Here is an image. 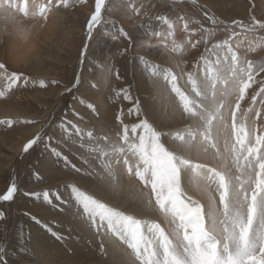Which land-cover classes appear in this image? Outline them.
<instances>
[{
    "label": "snow or ice",
    "instance_id": "6c2138e0",
    "mask_svg": "<svg viewBox=\"0 0 264 264\" xmlns=\"http://www.w3.org/2000/svg\"><path fill=\"white\" fill-rule=\"evenodd\" d=\"M172 2L183 4L185 0ZM188 2L195 6L199 0ZM76 4L85 6L89 0H0V37L28 45L20 52L0 41L4 47L0 100L29 83H38L41 88L59 85L58 80L31 77L13 65L37 63L40 46L32 43L33 37L47 27L50 16ZM150 7L155 4L149 6L147 0H94L86 17L78 63H87V41L98 33L113 41L123 38L133 42L111 18L117 9L128 13L129 19L149 17V23L139 25L142 31L135 46L164 49L178 58L171 65L157 63L147 54L137 59L166 120L180 122L181 127H158L139 100L133 99L130 86L112 85L113 77L121 78L119 70L114 71L110 61L92 60L90 70L98 80L88 81L90 88L110 91L109 100L122 96L133 102L128 114L135 115L138 122L124 123L121 111L116 116L115 132L96 134L94 129L70 120L62 121L59 127L66 140L78 145V158L87 169L75 164L71 167L78 173L83 170L101 191L118 197L120 203H108L76 184L67 186V200L55 196L58 205H53L47 190L25 191L23 195L42 197L60 211L65 210L62 205L73 209L98 239V252L108 264H264V59L248 58L249 52L264 49V36L257 37L255 45L247 43L252 34L264 31V19L253 16L249 23L233 20L229 24L204 10L209 26L187 14H178L175 19L155 15L163 27L153 30ZM178 25L184 34L179 40ZM220 32L226 34L222 39L217 38ZM153 39L157 43L153 44ZM200 48L203 51L195 61L183 59L189 50ZM83 79L82 73L75 74L65 91H79ZM80 103L85 104V100L81 98ZM85 107L96 112L91 103ZM17 123L39 121L0 120V125L9 128ZM51 141L42 125L22 151L27 153L43 143L67 166L68 157ZM19 192L18 184L11 183L0 195V202L13 201ZM4 218L0 211V220ZM31 219L57 240L64 239L37 217ZM20 253H28V249L21 247ZM0 264H9L4 246H0Z\"/></svg>",
    "mask_w": 264,
    "mask_h": 264
},
{
    "label": "rangeland",
    "instance_id": "374dc122",
    "mask_svg": "<svg viewBox=\"0 0 264 264\" xmlns=\"http://www.w3.org/2000/svg\"><path fill=\"white\" fill-rule=\"evenodd\" d=\"M199 1L198 5L193 6L188 0L176 5L172 0H147L149 6L155 4L154 8L150 7L153 30L163 27L155 20V15H168L175 19L178 14H187L209 26L206 17L203 16L204 10L229 23L233 20L249 23L253 16L264 19V0ZM93 7L94 0H89L88 5L76 4L59 16L56 14L50 16L51 30L47 29L48 26L40 30L39 34L33 37L34 42L32 41L39 43L40 60L33 66L13 65L21 68L31 77L43 78L46 81L58 80L59 85L41 88L38 83H29L27 87L21 86L15 90L10 98L0 100V120L39 121L31 125L17 123L11 128L0 125V195H3L13 182H16L20 188L13 201L0 202V211L5 213V218L0 220V246L7 249L9 264H108L106 258L98 252V239L74 214V210L67 205H62L64 211L53 207L60 203L55 199L57 194L63 200L69 198L70 189L67 186L70 184H76L106 202L116 205L114 203L116 198L101 191L83 170L78 173L71 167L75 164L84 170L87 169L78 158L81 152L78 145L66 140L59 127L62 121L70 120L81 127L94 129L96 134L106 130L115 132L118 127L116 116L121 111L124 113L122 117L124 123L138 122L135 115L128 114L133 102L124 100L122 96L109 100V95L112 94L110 91L97 92L90 88L88 81L98 80V76L90 70L92 60L105 63L110 61L113 70H119L121 78L116 80L113 77L112 85L117 88L130 86L133 99L139 100L141 107L158 127L165 130L181 127L180 122L169 123L166 120L161 102L154 98L155 89L143 74L142 66L137 59L138 55L147 54V58L157 63L171 65L178 58L164 49L157 51L135 46L139 43L142 31L139 25L149 23V17L140 15L129 19L128 13L117 9L111 14V18L133 37V42L130 43L123 38L113 41L109 36L98 33L93 40L87 41L89 44L87 63H78L80 46L85 42L86 17L90 15ZM53 17L55 19H52ZM180 28L181 26L178 25V40L184 35ZM225 35L220 32L217 38L222 39ZM259 36H264V31L252 34L247 43L255 45ZM0 41L12 46L15 40L0 37ZM152 43L155 44L157 41L153 39ZM202 51L203 48L189 50L183 59L189 62L195 61ZM248 58L254 61L264 59V49L249 52ZM2 59H4V47L0 44V60ZM77 73H82L84 78L79 91L66 92L65 86H71L70 82ZM81 98L85 100V104L95 105L96 112L81 104ZM75 113H79L85 119L80 120ZM42 125L44 131L52 137V146L68 157L67 166L62 159L52 155L50 148H46L43 143L27 153L22 151L23 145L33 138ZM45 190L50 192L53 205L44 202L42 197L38 199L23 195L25 191L42 193ZM32 216L40 219L64 239L57 240L46 227L36 224L31 219ZM21 247L27 248L28 253L21 254Z\"/></svg>",
    "mask_w": 264,
    "mask_h": 264
},
{
    "label": "bare ground",
    "instance_id": "6f19581e",
    "mask_svg": "<svg viewBox=\"0 0 264 264\" xmlns=\"http://www.w3.org/2000/svg\"><path fill=\"white\" fill-rule=\"evenodd\" d=\"M200 2V1H199ZM89 7V6H88ZM89 13V12H88ZM55 15V14H54ZM53 16V15H52ZM59 16V15H58ZM220 21H223V22H226V23H229V22H227V21H225V20H223V19H221V18H219V17H217ZM52 19H55L54 17L52 18ZM57 19V18H56ZM126 19V18H125ZM128 24V23H127ZM230 24V23H229ZM48 27H47V29H49L50 28V30H51V26H52V20H51V22L47 25ZM52 32V31H51ZM53 33V32H52ZM49 36V35H48ZM36 37V36H35ZM51 37V36H50ZM49 38V37H48ZM47 38V39H48ZM37 39V38H36ZM13 41V40H12ZM33 42H34V39L32 40ZM12 46H16L17 47V49L20 51V52H24V51H26L27 50V48H28V45H25V44H23L19 39H17V40H15L14 41V44H12ZM114 203H116V204H119L120 203V201H119V198L117 197L116 198V201L114 202Z\"/></svg>",
    "mask_w": 264,
    "mask_h": 264
},
{
    "label": "crops",
    "instance_id": "0c3cea01",
    "mask_svg": "<svg viewBox=\"0 0 264 264\" xmlns=\"http://www.w3.org/2000/svg\"><path fill=\"white\" fill-rule=\"evenodd\" d=\"M121 12V11H120ZM124 12V11H123ZM122 15V14H121ZM117 16V15H116ZM127 19V18H126Z\"/></svg>",
    "mask_w": 264,
    "mask_h": 264
}]
</instances>
